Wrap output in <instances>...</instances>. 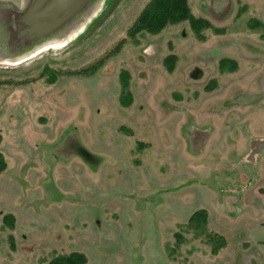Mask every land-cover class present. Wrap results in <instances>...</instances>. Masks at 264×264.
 Here are the masks:
<instances>
[{"label": "rangeland", "instance_id": "1", "mask_svg": "<svg viewBox=\"0 0 264 264\" xmlns=\"http://www.w3.org/2000/svg\"><path fill=\"white\" fill-rule=\"evenodd\" d=\"M29 1L0 10L13 19ZM150 1L100 0L52 41L0 55V264H249L239 231L245 201L264 202V0H188L212 25L200 37L188 22L131 36ZM200 210L201 231L188 227ZM207 234L226 247L214 254Z\"/></svg>", "mask_w": 264, "mask_h": 264}, {"label": "trees", "instance_id": "2", "mask_svg": "<svg viewBox=\"0 0 264 264\" xmlns=\"http://www.w3.org/2000/svg\"><path fill=\"white\" fill-rule=\"evenodd\" d=\"M188 22L191 30L200 37L201 32L211 29L209 21L193 16L188 4V0H151L143 9L132 27L129 29L131 36L139 33L159 34L167 26ZM258 26H261L258 24ZM176 57L170 56L164 60V65L169 72L174 70ZM236 63L232 60L221 61V69L234 70ZM83 73V72H81ZM6 162L0 153V173L5 171ZM6 224L13 226L14 218L5 217ZM208 221V214L205 210L195 212L188 221V227L196 230H204ZM178 239L182 236L176 235ZM209 242L213 244L214 254H218L226 247V241L223 237L216 234H207ZM87 259L83 254L73 253L67 256L57 257L50 262L40 264H86Z\"/></svg>", "mask_w": 264, "mask_h": 264}, {"label": "water", "instance_id": "3", "mask_svg": "<svg viewBox=\"0 0 264 264\" xmlns=\"http://www.w3.org/2000/svg\"><path fill=\"white\" fill-rule=\"evenodd\" d=\"M95 1L30 0L24 12L14 13L12 22L15 23V30L13 31H18L19 35L15 38V42L27 48L48 36L58 37L79 21Z\"/></svg>", "mask_w": 264, "mask_h": 264}, {"label": "crops", "instance_id": "4", "mask_svg": "<svg viewBox=\"0 0 264 264\" xmlns=\"http://www.w3.org/2000/svg\"><path fill=\"white\" fill-rule=\"evenodd\" d=\"M261 201V200H260ZM240 233L247 245L246 253L250 255L249 264H264V202L260 205L247 206Z\"/></svg>", "mask_w": 264, "mask_h": 264}, {"label": "bare ground", "instance_id": "5", "mask_svg": "<svg viewBox=\"0 0 264 264\" xmlns=\"http://www.w3.org/2000/svg\"><path fill=\"white\" fill-rule=\"evenodd\" d=\"M99 2H100V0H96L94 3H92L90 5V7L87 9L86 13L79 20H82V18L89 11H91L93 8H95ZM10 14L11 13L6 11L5 9L0 10V32H2L3 29L8 28V26L15 28V23L12 22V19L8 18V17H10ZM56 37L48 36L47 38H43L44 40L41 39L37 42L32 43L31 46L29 45V46H27V48H25L23 45L17 47L16 42H14V41L7 42V39H9V38L3 39V36L2 37L0 36V55L5 57V58L10 57L12 54H15V56H21V55H24L25 53L31 51L34 47L37 48L38 46H41L42 44H45L47 42L52 41Z\"/></svg>", "mask_w": 264, "mask_h": 264}]
</instances>
